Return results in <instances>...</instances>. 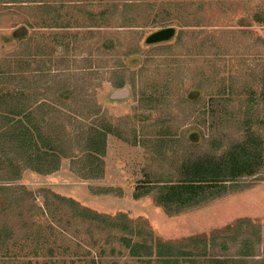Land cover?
<instances>
[{
  "label": "rangeland",
  "instance_id": "obj_1",
  "mask_svg": "<svg viewBox=\"0 0 264 264\" xmlns=\"http://www.w3.org/2000/svg\"><path fill=\"white\" fill-rule=\"evenodd\" d=\"M80 1L63 3L90 8ZM192 3L197 27L155 26L141 12L132 26L116 18L76 29L54 23V13L27 17L30 0H0V109L31 108V122L47 123L40 134L58 129L66 151L76 153L80 131L108 129L97 178H83L68 156L52 173L27 169L9 182L32 196L17 187L27 198L0 203V264H163L158 240L162 250L175 247L169 264H264V152L257 176L239 178L203 205L168 216L153 201L156 183L179 180L184 160L219 155L242 139L246 117L264 148V25L241 19L264 0H230L229 11ZM218 89L224 94L215 100ZM53 194L105 217L126 214L151 258L131 257L121 245L124 221L112 227L91 213L78 218Z\"/></svg>",
  "mask_w": 264,
  "mask_h": 264
},
{
  "label": "trees",
  "instance_id": "obj_2",
  "mask_svg": "<svg viewBox=\"0 0 264 264\" xmlns=\"http://www.w3.org/2000/svg\"><path fill=\"white\" fill-rule=\"evenodd\" d=\"M67 1H73L75 4L81 3L80 0H65V2ZM87 1H89V9L86 8V5H66L67 3H63V0H30L31 4L25 5L28 10L26 16L36 18V15L40 12L43 13L42 17H50V14L54 13V23L59 21L60 24H65V27L71 26L76 29H93L100 25L108 27L109 21L116 18H122V26H132L137 19L141 18V12L144 13L146 21L155 26H167L173 23L177 26L197 27L200 24L197 18L193 22L190 21L192 20L190 13L195 11L192 2H198V0H96L98 4L105 2L104 5L98 6L97 3H94L96 2L95 0ZM116 1H120L122 4H115L114 2ZM199 1L202 5L217 3L222 5L227 11L231 7L228 5L230 0ZM11 2L15 3L17 1ZM58 2L61 3L59 4ZM132 2H135V4H132ZM95 6H97L96 9L94 8ZM59 9H62V14L57 13ZM42 17H40V22ZM242 18H248L249 22L264 25V7L262 8L256 4L247 13L243 14ZM241 19H238L239 22H243ZM27 22L28 24H26L31 26V23ZM38 27H41V23H39ZM258 81L264 84V76H261ZM122 86L123 82L116 84L119 89H123ZM220 91V89L216 91L215 100L221 98L217 96L224 94ZM14 97L13 102L16 99L20 101L19 98L22 97V94H16ZM157 100L154 99V101ZM1 101H3L2 98H0ZM253 103V100H247L244 103L248 105L244 110L246 115H249L254 110ZM5 109H0V181L1 183H6L0 184V190L6 189L9 194L6 195V192L1 194V191L0 203L3 200L11 201V195H20L21 199L32 196L30 192H26V189L19 186L23 192L27 193V196H23L17 190L19 188L18 185L9 184L10 181L19 179L23 171L28 169L40 174L52 173L56 171L59 160L68 156L77 158L73 160L80 164V172L83 178L84 176H86L85 178H97L98 168L102 166L100 158L105 153V141L108 132L106 127L101 130L90 129L85 134L80 131L76 136V141L77 143L81 142V144L75 147L76 150H79L76 153V151H66V147L63 146V140L56 136L58 129L48 130L46 136L40 134L42 127L46 126L47 123H40L38 119H35V122H31V111L26 115L31 108L26 109L22 105L15 104L9 109ZM240 130L242 139L231 142L229 147H219V149L221 148L219 155L213 157L201 156L196 159L189 158V160H184L181 164L182 171L179 180H159V183H156L157 187H155L157 193L153 197L155 206L161 207L168 216L177 214L185 209L203 205V202H209L222 196L223 193L227 192L228 186L238 184L239 178L257 176L263 163V160H261L264 152L263 143L259 136L254 133L253 123L248 117L241 121ZM160 139V143L165 141L163 138ZM84 141L87 143L83 146ZM160 146L162 147L164 144L161 143ZM160 154L164 155L165 153L160 151ZM5 161L7 163H4ZM143 194H148V192L146 191ZM53 195L54 198L59 199L58 201L70 203L71 207L76 210L74 214L78 218L91 213V217L94 220L102 223L105 221L110 222L112 227L114 222L124 221L123 230L125 229V232L120 237L121 245L127 249L131 257L151 258L152 247L145 241L141 242L139 231L130 230L128 223L134 224L128 219L126 214L118 213L105 217L85 206L79 205L71 198H61L59 195ZM133 196L138 198L139 195L136 193ZM16 200L18 199L13 197V201ZM42 215L43 212H41ZM200 238V236H197L188 240L194 242L200 240ZM203 240L205 239L203 238ZM163 244L162 241L158 240L155 253L157 259L163 261V264H169L172 262L170 260L173 254L172 250L175 247L169 246L173 244L168 243L166 247L169 251L165 248L164 251V249L162 250ZM214 262L227 263L229 261L217 259Z\"/></svg>",
  "mask_w": 264,
  "mask_h": 264
},
{
  "label": "water",
  "instance_id": "obj_3",
  "mask_svg": "<svg viewBox=\"0 0 264 264\" xmlns=\"http://www.w3.org/2000/svg\"><path fill=\"white\" fill-rule=\"evenodd\" d=\"M124 91H123V89H121V90H119L117 93H116V95H121L122 93H123Z\"/></svg>",
  "mask_w": 264,
  "mask_h": 264
}]
</instances>
